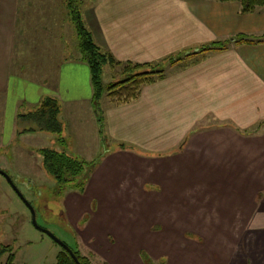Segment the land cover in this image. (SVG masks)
Segmentation results:
<instances>
[{"label": "crops", "instance_id": "1", "mask_svg": "<svg viewBox=\"0 0 264 264\" xmlns=\"http://www.w3.org/2000/svg\"><path fill=\"white\" fill-rule=\"evenodd\" d=\"M80 9L93 40L120 60L231 41L169 67L131 100L104 93L100 124L65 0H0V132L43 134V146L95 161L63 199L77 248L95 264H148L142 252L153 264H264V9L242 11L238 0ZM237 33L262 38L236 42ZM46 95L59 102L61 133L20 131L34 123L17 113Z\"/></svg>", "mask_w": 264, "mask_h": 264}, {"label": "rangeland", "instance_id": "2", "mask_svg": "<svg viewBox=\"0 0 264 264\" xmlns=\"http://www.w3.org/2000/svg\"><path fill=\"white\" fill-rule=\"evenodd\" d=\"M66 40H69L67 36ZM171 66L175 64L171 65L164 61L165 70ZM120 77H122L120 66L113 68L106 66L102 70L101 78L105 83ZM31 124L24 122L19 127ZM35 135L27 133L11 136L7 126L0 132V141L1 139L3 141L0 142V169L8 173L32 206L37 224L32 220L29 204L18 194L6 176L0 173V264H5L9 252L14 253L13 264H55L56 254L61 245L41 228L48 229L69 246L78 249L75 228L69 226L62 218L61 209L64 207L63 199L67 189L85 183L87 173L93 165L85 167L80 179L58 181L42 165V155L38 146L46 144L42 143L45 142V136ZM86 219L87 215H84L83 220ZM80 223L79 220L77 224ZM6 245L10 247L4 250ZM79 252L91 261L94 260L92 255L84 254L80 250ZM164 259L163 256L159 257L158 264H164Z\"/></svg>", "mask_w": 264, "mask_h": 264}, {"label": "trees", "instance_id": "3", "mask_svg": "<svg viewBox=\"0 0 264 264\" xmlns=\"http://www.w3.org/2000/svg\"><path fill=\"white\" fill-rule=\"evenodd\" d=\"M242 11H250L256 7L264 9V0H238ZM82 0H65L72 23L75 27L78 37V48L82 58L88 63L90 69V80L92 85V103L99 123H102V108L100 98L105 93L114 103H121L135 98L142 84L151 82L156 78L162 77L166 70L164 61L168 64L186 65L202 57L205 52L217 50L226 47L230 43L229 38L215 39L200 45L197 49L185 53H171L165 57L151 61H134L131 59H116L112 53L100 47L92 38L90 30L86 27L80 4ZM264 36V35H262ZM261 36H253L244 33L234 35V41L255 42L260 40ZM109 64L112 67L120 66L122 77L110 80L107 83L102 81L101 75L104 65ZM60 105L58 100L51 96H44L36 108L18 112L16 117L19 120L31 121L34 126L25 127L20 130L44 129L60 134L62 131V122L58 117ZM42 155V165L60 182H69L80 179L84 174L85 167L93 165L94 160L79 159L74 155L63 150H57L53 147L42 146L39 149ZM10 245L4 246L7 250ZM71 247V246H70ZM82 264H95L87 256L81 254L78 249L71 247ZM3 251V249L1 250ZM144 259L148 264H153L151 259L145 255ZM13 252H9L5 264H13ZM55 264H77L73 257L61 246L56 254Z\"/></svg>", "mask_w": 264, "mask_h": 264}, {"label": "water", "instance_id": "4", "mask_svg": "<svg viewBox=\"0 0 264 264\" xmlns=\"http://www.w3.org/2000/svg\"><path fill=\"white\" fill-rule=\"evenodd\" d=\"M0 173H2L3 175H5L6 176V178L8 179V181L12 184V186L14 187V189L18 192V194L23 198V199H25L24 197H23V195H22V193L19 191V189L17 188V186L14 184V182H13V180L11 179V177L8 175V173L7 172H5L4 170H1L0 169ZM25 201L29 204V202L25 199ZM29 206H30V209H31V211H32V220H33V222L36 224V221H35V218H34V211H33V208H32V206L29 204ZM37 225V224H36ZM41 229H43L44 231H46L56 242H58L72 257H73V259L75 260V262L77 263V264H82L81 262H80V260L78 259V257L76 256V254L73 252V250H72V248L66 243V242H64L62 239H60L58 236H56L54 233H52L51 231H49L48 229H46V228H41Z\"/></svg>", "mask_w": 264, "mask_h": 264}]
</instances>
